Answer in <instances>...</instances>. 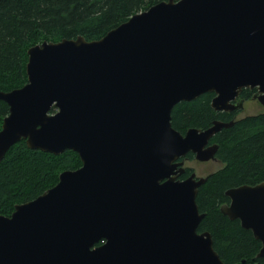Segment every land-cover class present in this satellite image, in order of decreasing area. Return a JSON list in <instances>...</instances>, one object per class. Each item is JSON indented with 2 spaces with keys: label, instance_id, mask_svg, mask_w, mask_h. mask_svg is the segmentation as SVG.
<instances>
[{
  "label": "water",
  "instance_id": "95a60500",
  "mask_svg": "<svg viewBox=\"0 0 264 264\" xmlns=\"http://www.w3.org/2000/svg\"><path fill=\"white\" fill-rule=\"evenodd\" d=\"M28 57L27 84L0 92L9 107L0 163L25 141L73 151L82 167L0 215V264H224L211 233L198 231L208 176L181 177L188 154L218 161L210 142L235 122L183 135L172 112L205 94L216 112L241 111L244 89L264 108V0H167L100 40L43 42ZM226 197L220 212L264 258V182Z\"/></svg>",
  "mask_w": 264,
  "mask_h": 264
},
{
  "label": "trees",
  "instance_id": "16d2710c",
  "mask_svg": "<svg viewBox=\"0 0 264 264\" xmlns=\"http://www.w3.org/2000/svg\"><path fill=\"white\" fill-rule=\"evenodd\" d=\"M167 0H0V92H11L27 84L28 50L43 42L83 37L97 41L131 17ZM253 93L244 89L241 99ZM214 94L178 104L172 112V126L181 134L190 129H209L214 121L234 125L211 140L219 146L216 158L222 169L208 176L199 189L197 205L206 214L198 231L210 232L214 248L224 264H264L257 258L261 243L239 221L220 212L230 203L232 188L264 182V112L238 119V112L212 109ZM56 111L53 110L52 113ZM9 107L0 101V130ZM189 161L195 160L188 154ZM82 167L78 154L60 156L28 149L26 142L13 146L0 163V215L10 217L17 205L37 199L55 187L65 171ZM193 170L187 171L182 179Z\"/></svg>",
  "mask_w": 264,
  "mask_h": 264
},
{
  "label": "rangeland",
  "instance_id": "374dc122",
  "mask_svg": "<svg viewBox=\"0 0 264 264\" xmlns=\"http://www.w3.org/2000/svg\"><path fill=\"white\" fill-rule=\"evenodd\" d=\"M264 112V108L256 101H248L244 105L243 111L239 112L237 116L238 119L254 116ZM185 167L193 170L196 173L197 177H206L209 174L216 173L217 171L222 169V164L219 162H208V163H199L196 160L186 161Z\"/></svg>",
  "mask_w": 264,
  "mask_h": 264
},
{
  "label": "flooded vegetation",
  "instance_id": "af4514ba",
  "mask_svg": "<svg viewBox=\"0 0 264 264\" xmlns=\"http://www.w3.org/2000/svg\"><path fill=\"white\" fill-rule=\"evenodd\" d=\"M248 90H250V89H248ZM250 91L253 93L251 100L257 102V100H254L253 98L258 94V91H257L256 89H254V90H250ZM251 100H250V101H251ZM239 101H243V102H244V105H245L246 102H248L247 100H243V99H241V97L238 98L237 102H239ZM258 103H259V102H258ZM259 104H260V103H259ZM260 105H261V104H260ZM239 112H240V111H238V115H239ZM241 112H242V111H241ZM234 113H235V112H234ZM211 145H215V144H211V142H210V145H209V146H211ZM186 161H189V160L186 158ZM216 162H218V161H216ZM186 169H187V168H186ZM189 170H191V169L188 168L187 171H189ZM186 173H187V172H186ZM186 173H185V175H186ZM191 174H192V173H191ZM191 174H190V175H191ZM185 175H184V176H185ZM190 175H189V176H190ZM189 176H188V177H189ZM182 177H183V176H182ZM182 177H181V180H185V179L188 178V177H187V178L182 179Z\"/></svg>",
  "mask_w": 264,
  "mask_h": 264
},
{
  "label": "bare ground",
  "instance_id": "6f19581e",
  "mask_svg": "<svg viewBox=\"0 0 264 264\" xmlns=\"http://www.w3.org/2000/svg\"><path fill=\"white\" fill-rule=\"evenodd\" d=\"M235 112H238V111H235Z\"/></svg>",
  "mask_w": 264,
  "mask_h": 264
}]
</instances>
